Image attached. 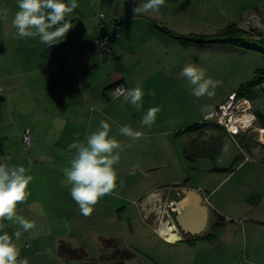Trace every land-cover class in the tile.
Wrapping results in <instances>:
<instances>
[{"label":"crops","instance_id":"obj_1","mask_svg":"<svg viewBox=\"0 0 264 264\" xmlns=\"http://www.w3.org/2000/svg\"><path fill=\"white\" fill-rule=\"evenodd\" d=\"M77 2L79 7L66 16L72 28L62 42L48 48L39 42L38 37L16 38L12 19L18 11L17 0H0V9H9L6 19L0 17V163L29 168L30 162L29 174L33 176L29 185L31 195L26 202L17 206V215L34 222L35 227L24 232L19 225L14 226L15 231L22 232L18 241L19 249L24 251L22 247H29V244L32 247L27 250L35 248L38 251V248H44L40 245V237L42 231H45L43 236L49 240L45 248L52 257L50 264H54V256L57 255L60 244L78 249L82 245L81 239L94 241V222H99L100 225L96 228L95 240L105 245L106 241L117 236L114 232V219L124 225L127 219L126 224L129 225L122 227V237L126 227L132 234L133 222L129 218L128 209L134 206L147 230L145 238L154 241L155 246L159 245L155 253H160L162 259H166V251L172 253L174 261L171 263L167 259L162 264H227L225 251H221L216 243L217 237H221L220 232L223 231L232 235L233 230L234 233L240 230L241 234H245V221L243 218H229L224 210L220 212L217 209L211 199L217 195L218 186L226 179L231 180L232 173L236 170L264 164V126L257 122L254 133L245 131L232 137L224 127L208 120L207 113L205 121L200 120L195 125H173L171 129L162 130L169 122L176 121L177 107H172V100L176 95L169 81H176L184 64L188 63V47L176 45L185 55L183 63L177 60L166 62L156 55L144 56L145 51L141 52L139 49L137 51L141 55L137 51L130 52L126 49L137 45L134 42L137 39L135 32L151 29L152 26L157 28L163 24L159 15L152 16L151 11L133 12V8L145 0ZM168 7L166 5L164 8ZM99 13L106 19L104 34L113 35L116 31L111 25L112 21L124 23L119 37L111 40L109 53L97 50V42L102 33L96 18ZM238 28L243 31L247 29L242 26ZM252 28L254 26L249 30ZM217 46L226 45L197 47L207 50ZM181 65L183 67L178 70ZM116 85H123L127 90L140 86L145 93L142 106L137 108L125 101L124 97L115 99L114 102H118L116 106L114 103L107 104L103 97L109 100L108 92ZM150 92L155 94L150 95ZM246 100L252 105L251 100ZM94 102L115 114L116 122H106L115 130L113 137L120 143V148L123 146L118 152L125 150L122 172L129 179H118L116 189L98 201L90 216H84L71 197V185L63 178V169L69 166L75 152L69 145L77 140L84 142L91 132L98 129L100 121H105L103 117L94 114ZM225 102L217 100L212 109L217 110ZM168 104L169 107L164 108ZM151 107L160 109L155 123L151 127L143 126L142 118ZM123 126L142 132L141 138L132 139L121 135L119 129ZM25 131H29L33 138L29 149L23 145ZM239 136L247 147L249 144H256L260 160L254 162L244 159L233 172L223 173V178L216 187L184 188L171 184H165L168 186L164 187L158 177L160 175H157L162 170L171 172L170 169L175 166L173 160L166 162L162 147L164 139L170 142L172 139L174 143L178 138L184 137L187 160H201L197 167L205 172L227 169L219 168L218 165L222 163L215 160L224 151V139L229 137L235 141ZM9 143L15 145L16 151L12 149L14 146L7 148ZM245 155L248 154H244V158ZM211 160L216 163L213 168L209 166ZM205 161L208 162L206 165L203 163ZM114 168L120 173L116 166ZM173 183L179 182L175 180ZM189 189L197 190L211 205L208 207L207 230L197 238L182 236L173 222V218L187 207L186 204L184 208L182 200L184 192ZM223 201L216 200L215 203L224 209ZM72 227L74 232L67 234L65 230ZM24 238L26 241L22 242ZM126 250L131 252L130 249ZM191 254L192 257L188 256ZM135 257L133 254L124 264H132L131 260Z\"/></svg>","mask_w":264,"mask_h":264},{"label":"rangeland","instance_id":"obj_2","mask_svg":"<svg viewBox=\"0 0 264 264\" xmlns=\"http://www.w3.org/2000/svg\"><path fill=\"white\" fill-rule=\"evenodd\" d=\"M166 5L169 7L164 8ZM137 6L138 5H136V7ZM151 12L153 13L152 16L159 15L163 24L159 25L160 27L157 26V28L152 26L151 29L135 32L134 35H136L137 39H135L134 42L137 45L135 47L129 46L126 49L130 52L139 49L141 52L145 51L144 56L151 57L152 55H156L166 62L177 60L179 63H183L184 59H186L184 58L185 55L181 48H177L181 45L186 46L188 47L187 52L189 54L187 58L189 60L184 66L187 64H194L205 70L206 77H211L219 81V85L215 90V95L211 99L207 96L200 98L194 97L191 94L192 87L186 78L179 77L176 81H169V85L172 84L176 95L174 100H172V107H177L176 121H174L175 118L173 116L172 121L174 122H169V124L166 125L167 127L162 128V130L171 129L173 125L182 127L187 124L195 125L199 123L200 120L205 121L204 116H206L208 112L201 111L204 105L211 106L212 112H215L216 110L212 108L217 100L227 101L231 95L239 91L242 85L253 82L256 78L257 71L264 70V57L262 54L242 51L232 46H217L204 50L197 46L205 44L196 42V39L207 40L216 35H220L231 25H236L237 28L240 26L246 27L247 29L245 32L252 34L257 39H263L264 0H169L165 2L164 6L158 11ZM152 18L156 19L157 17ZM123 24L117 22L116 25H118V27L115 28L116 31L117 29L121 30ZM251 26H254L255 29L252 28L249 30ZM116 31H114V33ZM192 38L196 41H192ZM141 42L143 44H139ZM144 42L146 44H144ZM138 52L139 51H137V53ZM138 55L141 54L138 53ZM182 67L181 65L177 69L181 70ZM248 94L251 98L248 100L252 101V105L249 102L251 106L250 114L253 115L255 119L253 120L252 127H250L254 129L252 130L249 128L250 130L247 129L246 131L253 132L258 122L254 112L264 116V84L256 90H250ZM108 98L109 100H107L105 96L103 97L107 104L114 103V106L118 104V102H114L115 99L110 96H108ZM236 100H242V98H237ZM97 105L98 104L94 102L95 115L98 114L99 117H103L105 121H117L113 112L110 110L106 111L104 108ZM167 106L169 107V104L164 105V108ZM114 131L115 130L110 126V137L114 136ZM119 136L121 135L119 134ZM170 140L171 142L164 139L162 142L164 146L162 147L165 153L164 156L167 159L166 162L171 160L174 161L175 166L170 169L173 173L168 170L157 172V175H160L158 177L161 178L164 187L170 184L184 188L216 187L221 182L223 173L229 174L233 172L237 166L244 161V154H248L245 155L249 157L250 160L248 161L256 162L258 160L259 162L260 160V157H258L259 149L256 144H249V147H247L243 143L241 136L235 138V141H232L228 137L224 139V147L227 148V151L220 153L217 160H215L218 163H222V165H218L219 168L227 169H220V171L208 170L203 172V170L200 171L197 167V163H201V160H187L184 153L186 144L185 141L183 142L184 137L178 138L174 143H172V139ZM7 148H12L16 151L13 143H9ZM117 151H119V149ZM124 153V149L122 153L119 152L120 160L114 165L120 172L118 173L116 171L119 181H126L129 179V177L122 172V157L125 156ZM215 161H209V166L211 165L213 168L216 164ZM203 163L206 165L208 162L205 161ZM232 176L233 178L231 180L226 179L218 186L216 191L217 195L211 199V202L215 204L220 212L224 210L229 218H243L246 232L245 234H241L240 230H237L234 233L233 230L231 232L232 235L224 233L225 231L220 232L221 237H217L216 243L219 245L221 251H225L224 257L226 258L227 264H264V164H255L251 168L246 167L243 170H236L232 173ZM63 178L66 179L65 176ZM175 180H178L179 183H173ZM165 184L168 185L165 186ZM220 198L224 200V209L215 203L216 200L220 202ZM210 213L212 215L213 211ZM128 214L133 222L132 234L128 231L127 227L129 224H126V219V232L122 237V227L125 225L120 224L117 219H114L116 230H114V232H116L117 236L112 240L118 243L120 250L130 249L136 256L131 260L133 262L132 264H162L164 260L167 259L172 263L174 261L172 259V253L166 251V259H162L160 253H155L159 245L155 246L153 244L154 241H149L145 238L147 236V230L143 226V221H141L142 218L137 208L131 206L128 209ZM139 221H141V223ZM1 224L4 226L2 231L14 234L15 225H13L12 222L4 220ZM99 226V222H94V241L92 239H81L82 245L80 248H74L81 257L70 259L68 256L61 255L59 248L57 250V255L54 256L56 259L54 264H107L108 262H106L105 257H110L115 250L113 248H106L103 243L99 244L96 242L95 239ZM101 227L103 228L102 224ZM233 228L235 229V227ZM44 232L45 231H42L40 237V245L44 248H38V251H36L35 248L27 250L30 246L32 247L30 244L28 245L29 247L26 248L23 246L22 248L25 250H20V259H27L29 264L52 263L51 254L48 253L47 248H45L49 240L43 236ZM65 232L69 234L74 232V229L73 227L70 229L67 228ZM78 238H81V236ZM23 241H26V238L22 239V242ZM29 241L30 240H28V242ZM160 250L161 248L159 251ZM188 256L192 257L193 254Z\"/></svg>","mask_w":264,"mask_h":264},{"label":"clouds","instance_id":"obj_3","mask_svg":"<svg viewBox=\"0 0 264 264\" xmlns=\"http://www.w3.org/2000/svg\"><path fill=\"white\" fill-rule=\"evenodd\" d=\"M165 0H145L133 8L134 13L158 11L164 6ZM79 7L77 0H17L18 11L12 19V26L16 29V38H39L41 44L51 47L62 42L72 24L65 18ZM9 9H0V17L7 18ZM180 77L186 78L192 87L191 94L196 97H214L219 81L206 77L205 70L194 64H187L181 71ZM124 100L139 108L145 95L143 89L137 86L130 90L118 89ZM154 95V92H150ZM160 111L158 107H151L142 118V125L151 127ZM202 112L211 115V106L204 105ZM120 134L140 139L142 132L133 131L130 126L119 129ZM110 125L102 120L96 131L91 132L84 142L79 140L69 145L74 149L73 158L69 166L63 169L67 183L71 185L72 199L79 205L84 216H90L94 206L105 195L111 194L117 187V172L114 165L120 160V143L109 136ZM227 151V148L224 149ZM29 168L23 165L9 166L0 163V221H10L19 225L27 232L35 227L23 216L17 215V206L27 201L31 195L29 185L33 176ZM0 224V231L3 230ZM22 232L17 230L13 235L3 231L0 234V264H29L27 259H20L18 241Z\"/></svg>","mask_w":264,"mask_h":264},{"label":"trees","instance_id":"obj_4","mask_svg":"<svg viewBox=\"0 0 264 264\" xmlns=\"http://www.w3.org/2000/svg\"><path fill=\"white\" fill-rule=\"evenodd\" d=\"M112 22L117 23L115 21ZM116 26L117 25H115V28ZM104 33L105 31L103 30L102 34ZM191 40L194 41L195 39L192 38ZM196 40H195L196 42L204 43L207 46H212V45L232 46L242 51L256 52L262 54L264 57V38L257 39L252 34L237 28L236 25L229 26L222 34L216 35L211 39H207V40L196 39ZM263 84H264V70H259L257 71L255 80L253 82L242 85L239 91L235 95L237 98L251 99L250 96H248L249 91L256 90L257 88L261 87ZM256 116H257V121L261 124V126H264V116L260 114H257ZM105 246L106 248H113L115 250L110 257H105L106 262H108L107 264H124L125 261L133 257V254L128 250L126 249L120 250L118 243L114 242L113 240L106 241ZM59 248H60V254L68 256L70 259L81 257V255L77 253L76 250L68 247L67 245H64L63 243L60 244ZM90 264H95V263H90Z\"/></svg>","mask_w":264,"mask_h":264},{"label":"built area","instance_id":"obj_5","mask_svg":"<svg viewBox=\"0 0 264 264\" xmlns=\"http://www.w3.org/2000/svg\"><path fill=\"white\" fill-rule=\"evenodd\" d=\"M96 18L98 20L99 28L102 30L101 32L103 33V30L105 29V17L103 14H97ZM111 25L115 27L116 23L112 22ZM117 27L118 25L116 26V28ZM119 30L117 29V31L113 35L101 33V36L99 37L97 42V50L109 53L111 51L110 42L113 38L119 37ZM118 89L127 90L123 85H116L109 90V96L113 99L123 97L117 91ZM236 99L237 97L235 94L231 95L223 105H221L215 112L211 113V115L207 117L208 120L215 121L217 124L224 127L227 133L232 137H236L241 132H245L247 129L252 127L253 120L255 119V117L250 114L251 106L249 102L244 98H242V100ZM32 140L33 138L30 132L26 131L23 134V145L27 149L31 147ZM245 160L248 161L250 159L249 157L245 156ZM203 201L204 204L209 207L210 203L208 202V200L203 198Z\"/></svg>","mask_w":264,"mask_h":264},{"label":"water","instance_id":"obj_6","mask_svg":"<svg viewBox=\"0 0 264 264\" xmlns=\"http://www.w3.org/2000/svg\"><path fill=\"white\" fill-rule=\"evenodd\" d=\"M183 195L187 207L173 218L174 226L182 236L197 238L207 230L209 208L197 190L189 189Z\"/></svg>","mask_w":264,"mask_h":264},{"label":"bare ground","instance_id":"obj_7","mask_svg":"<svg viewBox=\"0 0 264 264\" xmlns=\"http://www.w3.org/2000/svg\"><path fill=\"white\" fill-rule=\"evenodd\" d=\"M183 202H184V208L186 207V204H187V202H186V200H182Z\"/></svg>","mask_w":264,"mask_h":264}]
</instances>
